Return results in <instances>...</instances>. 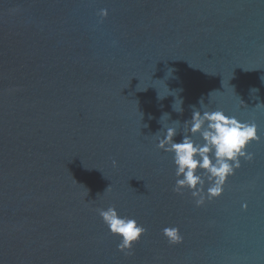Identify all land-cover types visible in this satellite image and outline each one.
<instances>
[{
	"label": "water",
	"instance_id": "1",
	"mask_svg": "<svg viewBox=\"0 0 264 264\" xmlns=\"http://www.w3.org/2000/svg\"><path fill=\"white\" fill-rule=\"evenodd\" d=\"M261 77L264 0H0V264H264ZM201 99L260 141L196 207L153 136ZM109 206L147 229L130 255Z\"/></svg>",
	"mask_w": 264,
	"mask_h": 264
},
{
	"label": "clouds",
	"instance_id": "2",
	"mask_svg": "<svg viewBox=\"0 0 264 264\" xmlns=\"http://www.w3.org/2000/svg\"><path fill=\"white\" fill-rule=\"evenodd\" d=\"M99 15L106 17L107 9H101ZM261 79L264 80V77ZM199 103V109L192 106L191 119L184 121L183 126L178 120L168 123V114L162 115L159 121L162 129L153 136L157 139L156 147L172 156L176 176L173 191L182 194V190L187 189L196 207L222 195L227 178L240 167L241 158L245 161L253 159V154L246 147L250 142L260 141L255 122L239 121L219 108L209 110L203 99ZM181 104L182 100L177 99L172 105L173 110L182 112ZM164 117H167V122L162 123ZM178 134L182 136L180 142L174 140ZM197 136L198 140L195 139ZM115 165L116 161H113ZM97 212L109 234L118 238L117 251L130 255L133 245L140 241L147 229L135 218L119 215L115 206L97 209ZM162 235L170 244L183 240L179 228L175 226L165 227Z\"/></svg>",
	"mask_w": 264,
	"mask_h": 264
}]
</instances>
